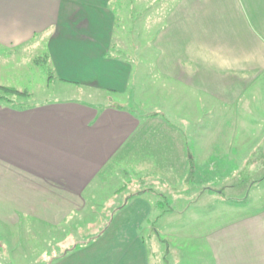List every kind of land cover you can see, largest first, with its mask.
<instances>
[{
    "label": "rangeland",
    "instance_id": "rangeland-1",
    "mask_svg": "<svg viewBox=\"0 0 264 264\" xmlns=\"http://www.w3.org/2000/svg\"><path fill=\"white\" fill-rule=\"evenodd\" d=\"M149 3L113 0L120 24L112 53L132 67L124 92L63 80L51 59L44 62L50 55L46 40L14 50L0 47V86L29 93L16 97V105L78 102L100 110L110 105L141 121L97 179L100 200L72 218L65 230L53 232L25 219L15 228L0 224V264H51L54 240H69L75 252L100 235L104 242L88 249L89 263H116V257L131 250L122 247L128 235L103 231L110 216L125 208L130 191V202L144 197L153 209L138 233L146 259L141 256L142 263L135 264H264V73L249 90L263 101H244L213 119L208 94L223 95L219 87L228 76L213 73L214 87L207 90L188 86L187 74L183 80L170 72L175 58L168 55L176 56L177 39L183 42L189 33L172 35L165 25L140 23ZM155 13L160 16L159 5Z\"/></svg>",
    "mask_w": 264,
    "mask_h": 264
},
{
    "label": "crops",
    "instance_id": "crops-1",
    "mask_svg": "<svg viewBox=\"0 0 264 264\" xmlns=\"http://www.w3.org/2000/svg\"><path fill=\"white\" fill-rule=\"evenodd\" d=\"M117 11L113 0H0V47L14 50L46 40L63 80L124 92L132 67L112 53L120 24ZM142 19L170 27L172 35L189 33L183 42L177 39L176 56L168 55L175 58L170 72L181 79L187 74L188 86L210 90L213 73L228 76L219 87L223 95L208 94L213 119L244 101H263L249 90L264 73V0H150L140 18L143 24ZM140 124L130 111L110 105L100 110L57 102L16 109L0 103V224L15 228L25 219L53 232L65 230L72 218L100 200L97 179ZM131 192L123 199L125 208L110 216L112 222L103 231L128 235L122 247L131 250L111 264L142 263L144 257L139 226L153 209L144 197L130 202ZM97 237L75 252L69 240H54L51 264H104L96 259L89 263L88 249L105 239ZM61 249L65 251L58 254Z\"/></svg>",
    "mask_w": 264,
    "mask_h": 264
},
{
    "label": "trees",
    "instance_id": "trees-1",
    "mask_svg": "<svg viewBox=\"0 0 264 264\" xmlns=\"http://www.w3.org/2000/svg\"><path fill=\"white\" fill-rule=\"evenodd\" d=\"M49 60H50V56L46 55V57L44 58V62L48 63ZM35 62L37 64L41 63V61L39 59H37ZM27 96H29L28 92H21V91L14 89V88H8V87L0 86V103H5V104H7L11 107H14L16 109L28 108V107L23 106V105H16L15 104V98L16 97L19 98V97H27ZM195 173H196V171L191 169L189 175L191 177H193Z\"/></svg>",
    "mask_w": 264,
    "mask_h": 264
}]
</instances>
